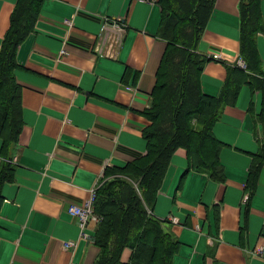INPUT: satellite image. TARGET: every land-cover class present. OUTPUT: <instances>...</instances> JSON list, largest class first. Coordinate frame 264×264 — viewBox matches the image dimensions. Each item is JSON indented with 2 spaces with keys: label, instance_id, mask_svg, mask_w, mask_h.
I'll list each match as a JSON object with an SVG mask.
<instances>
[{
  "label": "crops",
  "instance_id": "1",
  "mask_svg": "<svg viewBox=\"0 0 264 264\" xmlns=\"http://www.w3.org/2000/svg\"><path fill=\"white\" fill-rule=\"evenodd\" d=\"M241 1L216 0L202 35L198 53L209 59L201 75L206 96L219 97L229 69L245 65ZM18 2L0 0V50ZM261 10L264 15V1ZM106 18L127 27L117 60L93 50ZM161 21L160 0L43 1L16 55L24 126L11 152L14 181L2 191L0 264L96 263L98 225L82 230L68 209L90 199L107 169L147 154L150 122L142 113L167 49L158 36ZM257 47L264 73V32ZM263 100L261 90L243 85L213 127L222 144L224 181L193 170L185 149L172 157L152 208L180 244L172 264H264L253 255L264 251V166L253 194L249 189L264 145ZM2 145L0 139V153ZM67 242L73 244L68 250ZM132 255L126 249L123 261Z\"/></svg>",
  "mask_w": 264,
  "mask_h": 264
},
{
  "label": "trees",
  "instance_id": "2",
  "mask_svg": "<svg viewBox=\"0 0 264 264\" xmlns=\"http://www.w3.org/2000/svg\"><path fill=\"white\" fill-rule=\"evenodd\" d=\"M44 0H19L11 26L0 50V210L2 191L14 181L16 167L12 151L23 130L22 88L16 82L17 53L33 33ZM216 0H160L162 21L158 36L167 42L157 74L150 106L142 114L150 125L144 130L147 154L124 167L105 171L96 191L95 212L101 217L95 234L100 255L95 264H172L178 253V240L152 213L171 159L178 149L188 153L190 167L224 181L220 164L222 144L213 127L225 107L236 104L243 85L264 93V73L257 47V35L264 32V0H242L241 58L246 68L229 69L222 94L206 96L201 75L208 58L198 47ZM264 128V100L260 113ZM264 166L262 153L254 158L250 191L257 187ZM131 249L130 262L123 253Z\"/></svg>",
  "mask_w": 264,
  "mask_h": 264
},
{
  "label": "built area",
  "instance_id": "3",
  "mask_svg": "<svg viewBox=\"0 0 264 264\" xmlns=\"http://www.w3.org/2000/svg\"><path fill=\"white\" fill-rule=\"evenodd\" d=\"M123 23L122 19L106 18L104 20L97 42L93 48L94 53L100 58L117 60L119 57L120 51L123 48L124 37H126L127 32V27ZM214 59H218V57L214 56ZM240 66L245 67L242 62H240ZM98 188L92 191L90 199H88L83 205H73L68 209V212L74 217V219L78 220L82 230L89 228L92 224L99 225L101 222V217L95 212L96 191ZM247 199L248 196H246L245 201ZM72 245V242H67L63 247L68 250L73 247ZM253 255L264 258V251L256 250L253 252Z\"/></svg>",
  "mask_w": 264,
  "mask_h": 264
}]
</instances>
